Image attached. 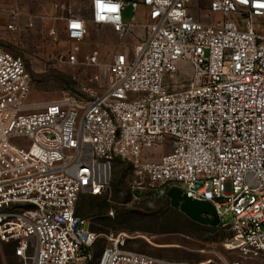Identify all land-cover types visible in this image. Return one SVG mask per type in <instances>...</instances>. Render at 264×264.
I'll use <instances>...</instances> for the list:
<instances>
[{"label":"built area","instance_id":"2783aa9c","mask_svg":"<svg viewBox=\"0 0 264 264\" xmlns=\"http://www.w3.org/2000/svg\"><path fill=\"white\" fill-rule=\"evenodd\" d=\"M49 1L68 43L82 42L88 24L125 37L139 6L144 36L112 56L102 91L40 107L28 103L23 60L0 48V243L20 264L89 263L96 237L76 206L106 191L120 159L133 170V200L179 189L212 206L230 230L227 250L264 258V0H198L208 20L191 13L192 0H135L130 23L126 0H90L88 20L72 6L86 0ZM19 18L11 11L4 28L19 31ZM97 62L96 51L85 58ZM159 146L170 151L147 159ZM128 239L110 236L97 264H193L130 251Z\"/></svg>","mask_w":264,"mask_h":264},{"label":"rangeland","instance_id":"374dc122","mask_svg":"<svg viewBox=\"0 0 264 264\" xmlns=\"http://www.w3.org/2000/svg\"><path fill=\"white\" fill-rule=\"evenodd\" d=\"M49 0H0V48L23 60L31 80L28 103L36 106L52 102L70 92L80 96L83 88L100 92L106 82V68L117 53H131L135 44L143 39L144 30L134 27L125 37L87 25V34L80 43L65 41L62 24L48 21L46 10ZM19 10L24 22L31 19V29L7 31L4 26L10 12ZM75 13L89 19L85 3L78 4ZM37 11H40L39 13ZM190 11L199 20H208L198 0H192ZM132 10L125 12L127 18ZM39 18V19H38ZM139 16L136 22H139ZM54 28L58 42L49 36ZM96 51L97 66H86L85 58ZM74 53L77 63L68 65L59 60L61 54ZM97 77L98 81H92ZM170 148L155 147L147 159L158 160ZM133 170L130 163L116 159L112 165L111 180L106 191L98 197H80L76 212L85 217L89 231L96 237L91 247L92 258L87 264H97L102 250L109 245L110 236L125 235L128 250L174 262L198 264L211 261L228 263L264 264V258H253L224 247L230 236L228 228L211 226L189 219L171 207L166 199L135 201L132 198ZM0 264H20L14 258L12 246L0 243Z\"/></svg>","mask_w":264,"mask_h":264},{"label":"water","instance_id":"95a60500","mask_svg":"<svg viewBox=\"0 0 264 264\" xmlns=\"http://www.w3.org/2000/svg\"><path fill=\"white\" fill-rule=\"evenodd\" d=\"M167 199L170 201L172 207L179 208V211L189 219L204 225H219V220L209 203L192 201L181 194L179 189L169 190ZM203 215L210 216L211 218H206Z\"/></svg>","mask_w":264,"mask_h":264},{"label":"crops","instance_id":"0c3cea01","mask_svg":"<svg viewBox=\"0 0 264 264\" xmlns=\"http://www.w3.org/2000/svg\"><path fill=\"white\" fill-rule=\"evenodd\" d=\"M87 1V9H88V7H89V1L90 0H86ZM133 1H135V0H126V2H127V5L125 6V8L123 9V12H122V17H123V21L125 22V23H130L131 22V17L132 16H130V18H127V16H126V14H125V12H126V10L128 9V8H130L131 10H132V12H133V9H132V7H131V3L133 2ZM49 8L46 10V13L45 14H47L46 16L48 17V21H51L52 23H61L62 24V26H63V23L62 22H56V21H54V20H52L51 19V17L53 16V14H54V12H53V10H52V8H51V3L49 2ZM78 4H74V5H72L73 6V9H75V7L77 6ZM18 13H19V16H20V18H19V21H18V25H19V28L20 29H22V28H25V29H27V24L28 23H31L32 24V27H33V21L31 20V19H29V20H27V21H25L24 23V25H23V18H24V16L21 14V12L19 11V10H16ZM88 11V10H87ZM38 13L40 12V11H37ZM145 13V9L143 8V7H141V6H139L138 8H137V10H136V14H137V17L139 16V22H136V24L137 25H141L142 24V15ZM134 13H132V15H133ZM39 19V18H38ZM98 28H100V29H102V30H108V31H111V32H113L112 31V29H111V27L110 26H101V27H98ZM20 31V30H19ZM144 36V35H143ZM15 259H17L16 257H14Z\"/></svg>","mask_w":264,"mask_h":264},{"label":"flooded vegetation","instance_id":"af4514ba","mask_svg":"<svg viewBox=\"0 0 264 264\" xmlns=\"http://www.w3.org/2000/svg\"><path fill=\"white\" fill-rule=\"evenodd\" d=\"M163 199H167V197H165V198H163ZM172 207V206H171ZM174 209H177V210H179V208H174ZM204 217H206V218H211L210 216H207V215H203Z\"/></svg>","mask_w":264,"mask_h":264},{"label":"snow or ice","instance_id":"6c2138e0","mask_svg":"<svg viewBox=\"0 0 264 264\" xmlns=\"http://www.w3.org/2000/svg\"><path fill=\"white\" fill-rule=\"evenodd\" d=\"M109 10L115 11V6H113L112 8H110ZM74 27H78V25H74Z\"/></svg>","mask_w":264,"mask_h":264},{"label":"trees","instance_id":"16d2710c","mask_svg":"<svg viewBox=\"0 0 264 264\" xmlns=\"http://www.w3.org/2000/svg\"><path fill=\"white\" fill-rule=\"evenodd\" d=\"M82 197V196H81ZM90 197V196H89ZM166 200H168V199H166ZM78 204V203H77ZM77 207V206H76ZM76 211V210H75ZM76 214H77V212H76ZM78 215V214H77ZM78 216H80V215H78ZM82 217V216H81ZM83 218H85V217H83ZM4 245V244H3ZM5 246H8V245H5ZM100 257V256H99ZM98 262V261H97Z\"/></svg>","mask_w":264,"mask_h":264}]
</instances>
